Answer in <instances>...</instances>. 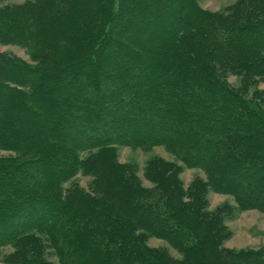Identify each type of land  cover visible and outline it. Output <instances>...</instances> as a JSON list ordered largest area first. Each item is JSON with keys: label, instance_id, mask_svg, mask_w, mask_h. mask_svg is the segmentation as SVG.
Wrapping results in <instances>:
<instances>
[{"label": "trees", "instance_id": "trees-1", "mask_svg": "<svg viewBox=\"0 0 264 264\" xmlns=\"http://www.w3.org/2000/svg\"><path fill=\"white\" fill-rule=\"evenodd\" d=\"M71 1L0 8V43L35 63L0 53V149L15 154L0 158V263L179 264L145 234L215 264L187 233L180 200L162 193L180 189V162L205 171L204 188L264 212L263 188L241 182L264 179V92L219 75L264 82V18L224 25L195 0ZM71 35L72 50L58 51ZM118 146L165 147L175 162L151 163L144 189L115 160ZM80 174L96 177L91 188ZM243 256L222 264H264L263 250Z\"/></svg>", "mask_w": 264, "mask_h": 264}, {"label": "rangeland", "instance_id": "rangeland-1", "mask_svg": "<svg viewBox=\"0 0 264 264\" xmlns=\"http://www.w3.org/2000/svg\"><path fill=\"white\" fill-rule=\"evenodd\" d=\"M28 0H8L0 4L4 5H23ZM71 1V0H66ZM89 1V0H88ZM198 7L206 12V15L212 20L217 19L227 25L229 22L240 23L251 17L261 16L264 18V0H195ZM72 4L78 3L82 7L86 5L84 0H72ZM64 5V4H63ZM95 6V5H94ZM92 7V5H91ZM96 7V6H95ZM90 8V5H89ZM73 14V13H72ZM146 18V16H144ZM147 23L148 19L146 18ZM150 26L145 27L148 29ZM132 28V27H131ZM133 39L144 40L141 33L133 28L128 31ZM142 37V38H141ZM74 35H71L68 43L62 44L63 47L57 48L58 51L68 53L74 45ZM145 41V40H144ZM67 47V49H66ZM0 53H6L10 56L18 57L27 64L34 65L31 55L24 47L14 44H1ZM254 72V71H253ZM227 71L221 75L227 83L236 88L243 87L247 95L258 89L264 92V82H254L258 79L254 74ZM11 86H15L10 84ZM21 89V87L16 86ZM22 90V89H21ZM260 97H264L260 96ZM264 110V102L262 103ZM256 145L264 144L262 138L255 141ZM226 146H234V141L228 140ZM257 146V147H258ZM257 147L255 149H257ZM15 155L14 152L0 149V158ZM115 160L124 166L131 167L133 170V181L139 180L140 187L152 188L154 184L146 178V169L152 163L159 165L158 160L163 162H175L173 155L165 147L154 148H130L118 146L114 152ZM107 159L100 157L96 165L100 168L105 166ZM179 170L175 173L174 182L180 187L178 191L172 192L171 199L169 193H162L163 199L173 200L178 198L182 208L181 215L187 227V233L197 246L204 251V254L215 264L226 262L229 257L233 261L244 259L243 255L247 252L253 254L257 251H264V212L256 209L242 210L238 207L235 199L227 194L218 193L209 187H203L206 182V173L203 169L187 168L180 162H175ZM165 176L170 175L166 172ZM257 176L241 179V182L249 186L257 184L264 190V179L257 180ZM96 181L94 176L78 175L75 178L76 184L83 189L91 188ZM201 182H203L201 184ZM198 185H200L198 187ZM216 217L212 219L214 216ZM143 241L150 249L157 250L169 262L179 264H196L191 262L193 255L186 252L162 238L143 234ZM9 248L4 249L7 253ZM1 264V263H0Z\"/></svg>", "mask_w": 264, "mask_h": 264}]
</instances>
